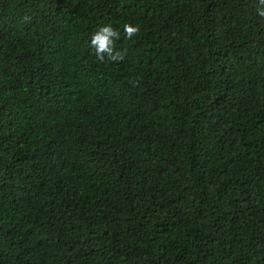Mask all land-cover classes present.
<instances>
[{"label": "trees", "instance_id": "obj_1", "mask_svg": "<svg viewBox=\"0 0 264 264\" xmlns=\"http://www.w3.org/2000/svg\"><path fill=\"white\" fill-rule=\"evenodd\" d=\"M258 5L0 0V264H264Z\"/></svg>", "mask_w": 264, "mask_h": 264}, {"label": "clouds", "instance_id": "obj_2", "mask_svg": "<svg viewBox=\"0 0 264 264\" xmlns=\"http://www.w3.org/2000/svg\"><path fill=\"white\" fill-rule=\"evenodd\" d=\"M264 5V0H259L257 6L258 15L264 17V8L259 6ZM123 30L125 36L131 39L134 35L139 32L138 26L131 24H124ZM113 38L119 39V33L114 30L110 25L101 26L92 36L90 37V47L95 49V55L98 59L103 60L106 54L110 60H123L125 52L113 53Z\"/></svg>", "mask_w": 264, "mask_h": 264}]
</instances>
